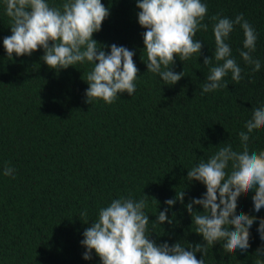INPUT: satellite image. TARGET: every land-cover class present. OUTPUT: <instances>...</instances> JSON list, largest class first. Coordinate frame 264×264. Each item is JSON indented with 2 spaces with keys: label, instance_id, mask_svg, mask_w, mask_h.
<instances>
[{
  "label": "trees",
  "instance_id": "16d2710c",
  "mask_svg": "<svg viewBox=\"0 0 264 264\" xmlns=\"http://www.w3.org/2000/svg\"><path fill=\"white\" fill-rule=\"evenodd\" d=\"M101 2L110 15L93 39L135 51L140 75L135 94H119L112 104L87 102L90 62L56 71L41 60L43 49L8 58L3 38L11 35V20L0 0V264H101L94 250L91 260L83 259L84 230L113 199L138 201L144 194L150 197L144 209L150 239L169 245L181 241L186 248L205 243L185 205L206 188L189 183L187 172L225 144L241 151L239 133L247 131L251 108L264 105V0H201L208 7L203 21L208 29L195 36L203 44L202 55L183 62L176 58L173 70H184L185 76L172 86L146 72L145 29L138 23L136 0ZM48 3L61 6L63 0ZM218 13L232 19L243 13L256 29L253 56L261 68L253 72L240 57L244 34L236 25L226 43L244 79L235 82L229 73L227 88L201 95L209 70L203 60L215 49L210 17ZM249 150L264 151V128L253 131ZM5 166L15 169L14 178L3 175ZM182 191L184 203L177 201L168 211L173 224H153L158 211L168 207L164 201ZM253 194L241 195L237 214L264 218V208L253 210ZM194 211L203 209L194 205ZM258 225L259 220L250 229L246 253L229 254L218 242L208 247L205 264H264V256L255 254L264 248Z\"/></svg>",
  "mask_w": 264,
  "mask_h": 264
},
{
  "label": "clouds",
  "instance_id": "9594fccd",
  "mask_svg": "<svg viewBox=\"0 0 264 264\" xmlns=\"http://www.w3.org/2000/svg\"><path fill=\"white\" fill-rule=\"evenodd\" d=\"M5 3L6 15L11 20V35L3 38L8 58L13 54L31 56L43 49L41 60L56 71L90 62L93 68L84 80L88 84L85 96L90 104L96 99L112 104L119 94H135V82L140 76L134 61L135 51L115 43L102 45L93 39L110 15L109 7L101 0H63L61 6H51L48 0H5ZM136 7L138 23L145 29L142 36L147 54L146 72L158 74L165 85H175L185 76L184 70L179 73L173 70L176 58L183 62L193 55H202L203 44L195 36L197 31L208 29L203 23L207 4L201 0H136ZM210 19L214 21L215 49L212 57L203 60L209 70L201 95L227 88L224 78L229 73L235 82L244 79V69L226 43L236 25L244 34L240 57L252 66L253 72L261 68L260 60L253 56L258 34L243 13L234 19L218 13ZM106 48L110 50L105 51ZM251 113L244 125L247 131L239 133L241 151L225 144L187 172L189 183L197 181L206 188L200 198H192L185 205L196 226L195 233L205 243L189 244L187 248L181 241L157 244L147 234L150 220L144 209L150 197L144 194L138 201L131 196L120 197L100 208L98 218L84 230L80 241L86 249L83 259L91 260L94 250L101 264H205L208 247L218 242H223L222 248L229 254L246 253L250 247V229L257 220V232L264 241V218L243 211L237 214L238 199L249 192L254 193L253 210L258 213L264 208V151L249 150L253 131L264 128V105L252 107ZM14 172L13 167L5 166L3 175L14 178ZM184 195V191L176 192L174 198L165 200L168 207L158 211L152 223L173 224L168 211L177 201L183 204ZM194 205L201 206L203 211H194ZM86 215V210L81 212V216ZM198 252L203 254L200 259L196 258ZM255 254L264 256V248H258Z\"/></svg>",
  "mask_w": 264,
  "mask_h": 264
}]
</instances>
